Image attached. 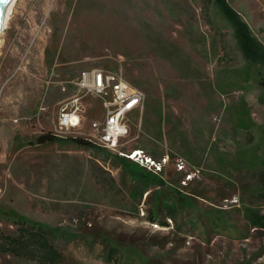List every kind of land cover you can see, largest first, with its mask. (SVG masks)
Returning <instances> with one entry per match:
<instances>
[{"label":"rangeland","instance_id":"rangeland-1","mask_svg":"<svg viewBox=\"0 0 264 264\" xmlns=\"http://www.w3.org/2000/svg\"><path fill=\"white\" fill-rule=\"evenodd\" d=\"M228 3L264 46V1ZM0 38V234L15 232L5 228L13 219L53 229L64 239L60 264H264V228L249 218L264 216V89L217 6L19 0ZM100 68L130 75L146 95L140 131L135 137L131 127L120 151L169 158L165 195L177 214L162 211L166 227L149 220L153 195L132 199L114 161L129 158L108 152L104 161L61 141L44 146L34 119L26 121L37 105L52 113L74 94L46 81ZM139 158L129 160L141 166ZM0 264L39 263L0 255Z\"/></svg>","mask_w":264,"mask_h":264},{"label":"trees","instance_id":"trees-1","mask_svg":"<svg viewBox=\"0 0 264 264\" xmlns=\"http://www.w3.org/2000/svg\"><path fill=\"white\" fill-rule=\"evenodd\" d=\"M205 2L217 6L224 17L231 23L236 32L238 45L247 63L251 67L258 69V75L261 77L260 85L264 89V46L254 36L248 25L229 6L228 0H205ZM126 78L136 86L130 75H126ZM38 141L44 146H49L59 141L67 142L81 149L92 150L99 155L98 157L100 155L103 156L101 159H104V161L110 159L107 151L95 145L92 140L80 136L58 138L51 132H46L38 137ZM142 151L145 155L155 160L161 159L164 155L157 154L155 150L150 149H143ZM114 161L121 167L124 176L130 181L128 188L131 187L132 199H139L138 201L140 202L144 194H148L147 199L153 195L154 209L149 216V220L165 227L168 226L166 221L160 220V214L162 211L166 213V209L172 207L174 212H168L165 216L174 219L177 214V207L165 195L166 192L170 194L172 191L170 187L172 184L165 179V173L154 174L138 163L123 157H115ZM259 180L260 188L264 191V172L259 174ZM249 218L255 227L264 228V216L258 211L249 212ZM5 223L6 229L14 227L15 232H12V234H0V255L23 258L39 264H60L64 260V253L60 246V240L64 241V239L59 237L53 229L25 219H13ZM182 227L178 224V229L182 230ZM0 230L3 229L0 228ZM108 250V260L114 259L117 262L115 260V250L112 247H109Z\"/></svg>","mask_w":264,"mask_h":264},{"label":"built area","instance_id":"built-area-1","mask_svg":"<svg viewBox=\"0 0 264 264\" xmlns=\"http://www.w3.org/2000/svg\"><path fill=\"white\" fill-rule=\"evenodd\" d=\"M46 85L47 89L57 85L63 92L72 87L74 94L60 102L56 121L49 130L44 129L42 133L51 132L58 138H87L109 153L120 154L132 160L140 156L141 166L154 174L166 172L169 164L166 156L155 160L143 151H134L128 155L120 151L126 139L131 136L134 124L132 115L143 112L146 100L145 93L134 86L121 71L91 69L70 80L46 81ZM91 101L102 106V116L88 123L89 113L93 109ZM41 111H45V108L42 107ZM178 168V171H183V164H178ZM155 226L159 227L158 224Z\"/></svg>","mask_w":264,"mask_h":264},{"label":"crops","instance_id":"crops-1","mask_svg":"<svg viewBox=\"0 0 264 264\" xmlns=\"http://www.w3.org/2000/svg\"><path fill=\"white\" fill-rule=\"evenodd\" d=\"M80 74L81 73H77L76 76H79ZM70 89H72L73 93H74V88H70ZM61 101H59L58 103H56L55 105L52 106L53 107V112L52 113H48L44 106H42V107L45 108V111H41L40 110L41 104L37 105L36 106V108H37L36 113L37 114L34 116V118H28L26 121L31 122V120L34 119V121H33L34 125H37V127L39 129L38 133L40 135L43 134L42 130L46 129L47 126H49V129H50L52 127V125L54 124V122L56 121V118L58 116V106H59ZM90 103H91V106H92L93 109L89 113V116H88L89 120L101 118V116H102V106L100 104H98L97 102H95V101H91ZM38 106H39V108H38ZM142 116H143V112L142 113H138L137 114V118H138L139 124L137 123V124H133L132 125L133 133H134L135 137L137 136L138 132L140 131L139 129H140L141 121H142V119H141ZM16 122H17V120H16ZM32 126H33V124L32 125L29 124L27 126L25 125L26 129L30 128Z\"/></svg>","mask_w":264,"mask_h":264},{"label":"bare ground","instance_id":"bare-ground-1","mask_svg":"<svg viewBox=\"0 0 264 264\" xmlns=\"http://www.w3.org/2000/svg\"><path fill=\"white\" fill-rule=\"evenodd\" d=\"M18 2H19V0H11V4H10V6L8 8L7 15H6V18H5V22H4L3 26H2L0 35L7 29L8 23H9V21L11 19V15L13 14L14 9H15V7H16V5H17ZM0 43H2L1 40H0ZM136 156L138 157L139 156V153H137Z\"/></svg>","mask_w":264,"mask_h":264},{"label":"water","instance_id":"water-1","mask_svg":"<svg viewBox=\"0 0 264 264\" xmlns=\"http://www.w3.org/2000/svg\"><path fill=\"white\" fill-rule=\"evenodd\" d=\"M10 4L11 0H0V32L5 22V18Z\"/></svg>","mask_w":264,"mask_h":264}]
</instances>
